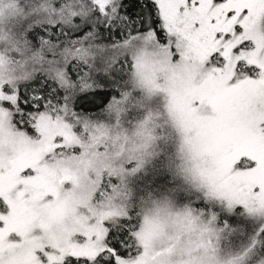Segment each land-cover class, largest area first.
Masks as SVG:
<instances>
[{
	"label": "snow or ice",
	"instance_id": "obj_1",
	"mask_svg": "<svg viewBox=\"0 0 264 264\" xmlns=\"http://www.w3.org/2000/svg\"><path fill=\"white\" fill-rule=\"evenodd\" d=\"M0 264H264V0H0Z\"/></svg>",
	"mask_w": 264,
	"mask_h": 264
}]
</instances>
